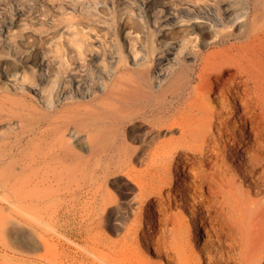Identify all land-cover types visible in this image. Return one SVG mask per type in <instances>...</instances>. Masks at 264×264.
Wrapping results in <instances>:
<instances>
[{
	"label": "rangeland",
	"instance_id": "rangeland-1",
	"mask_svg": "<svg viewBox=\"0 0 264 264\" xmlns=\"http://www.w3.org/2000/svg\"><path fill=\"white\" fill-rule=\"evenodd\" d=\"M216 3L221 4L225 16L233 20L228 22L227 27L216 28L213 25L210 29L212 22L207 16ZM241 3L240 0H0V220L4 218L3 215L8 218L6 227L0 229V264H59L61 260V264H177L166 260L160 246L151 248L140 235L136 236L133 231L128 233L126 227L132 214L121 213L115 205L109 212L100 210L90 216H53L50 210L68 199L53 195L43 201L46 213L26 215L3 197L9 195L7 191L11 194L16 173L22 181L26 175H30V178L37 175V179L32 176L35 182H40L42 175L57 173L56 169H52L53 165L48 166L43 162H33L34 165L26 171L13 165L15 159L32 161L33 158L48 157L54 136L53 123L65 121L68 126L71 124L69 127L73 131L67 135L73 139L70 147H73L72 151L75 150L73 156L78 155L77 161L86 165L97 158L105 161V156L116 151L113 144L115 121H111L106 111L107 103L103 100L104 107L102 104L99 107L104 108L99 116L102 126L95 130L99 122L95 121L94 107L90 106L100 100V95H105L102 88L115 85L132 88L147 85L157 87L158 84L161 87L173 86L177 74L183 82L189 74L190 65L196 66L195 56L200 57L239 40L238 32L242 26L239 23L242 19L236 17L243 11L244 4ZM174 8H196L200 16L206 17L188 16L184 24L169 20L167 23L166 15L171 17ZM156 11H160V17L154 20ZM260 22L264 23V18ZM214 29L223 31L220 42L218 36L212 35ZM164 39L168 40V46L160 44ZM175 44H178L177 49L173 48ZM170 48H173L172 54L179 52L186 57L173 68H169L163 59ZM23 68L27 72L26 80L17 79L19 82L13 83L10 79H16V73L23 72ZM147 73L151 76L149 81L146 79ZM34 83L38 84L41 95L31 90ZM42 88L45 90L41 91ZM69 89L72 92H68ZM46 96L56 99L54 107L46 105ZM157 101L163 100L159 98ZM157 101L125 106V141L122 147H139L143 145V140L148 145L153 140L178 135L176 129L160 125L158 115L141 117V111ZM52 119L53 123L50 122ZM72 123L76 126H72ZM73 128L78 130L79 135ZM17 138L20 141L15 144ZM239 152L243 157L244 153ZM141 162L134 161L133 165L140 169L143 167ZM227 162L234 168L238 163L232 155H229ZM254 167L256 171H261L259 162L255 161ZM82 176L83 173L74 172L69 178L77 181ZM102 176L103 173L100 174ZM239 178L238 181H242ZM104 181L107 194L117 202L132 201L135 187L125 169L111 167ZM44 183L41 182L39 186L48 185ZM263 183L264 175L258 180L259 187L253 188L254 199L264 200ZM80 202L87 205L88 199L82 196ZM182 215L187 218L188 214L183 212ZM166 225L169 227L170 223ZM161 226L155 222L154 240L160 244L168 243L169 234L166 232V235ZM41 235L45 240L40 238ZM191 256L196 264H218L204 260L198 248Z\"/></svg>",
	"mask_w": 264,
	"mask_h": 264
},
{
	"label": "bare ground",
	"instance_id": "bare-ground-1",
	"mask_svg": "<svg viewBox=\"0 0 264 264\" xmlns=\"http://www.w3.org/2000/svg\"><path fill=\"white\" fill-rule=\"evenodd\" d=\"M240 1L244 6L242 13L236 17L242 19L239 23L242 25L238 32L239 40L200 57L195 56L196 66L189 64L190 71L183 82L177 74L173 86L161 87L158 84L157 87H103L105 95H100V100L97 101L93 98L95 102L90 106L94 107L95 121L99 122V116L102 115L100 113L103 111L100 110L104 108H99L101 104L104 107L107 103L106 111L116 126L113 141L116 151L105 156V161L97 158L87 165L77 161L78 155L73 156L75 150L72 151L73 147H70L73 139L67 135L73 131L69 127L71 124L68 126L63 120V123H53V119L49 120L53 123L50 125L54 136L48 157L33 158L32 161L15 159L13 165L26 171L34 165L33 162H43L48 166L53 165L52 169H56L57 173L51 174L52 176L48 173L46 176L42 175L40 182H35L32 178L37 175H31V178L30 175H24L22 181L21 176L15 172L17 177L13 181L15 184L10 188L11 194L7 191L9 195L5 194L3 200L16 205L26 215H41L47 212L43 205L44 200L53 195L68 197L50 210L53 216L61 217L68 214L90 216L100 210L109 212L112 205H115L121 213L132 214L126 227L128 233L133 231L136 236L140 235L151 248L160 246L166 260L177 264H196L191 253L198 248L207 262L264 264V200H257L252 196L253 188L259 187L258 180L264 175V23L260 22L264 18V9L260 8L264 7V0ZM210 11L207 16L212 22L209 24L210 29L213 25L216 28L227 27L228 22L233 20L225 16L221 4L216 3ZM159 13L160 11L154 13V20L160 17ZM199 14L200 11L196 8H174L171 17L166 15L165 21L184 24L188 16L206 17ZM222 32L221 29H214L212 35L218 36L220 42ZM160 44L168 46L169 42L164 39ZM173 48L177 49L178 44ZM173 48L163 57L169 68L186 59L179 52L172 54ZM21 70L23 72L16 73V79H10L13 83L22 78L26 80L27 72L24 71L25 68ZM6 77L9 78L8 75ZM149 77L150 73H147L148 81ZM34 85L30 87L31 90L41 95L38 84ZM44 90L42 88L41 91ZM68 92H72V89ZM49 96L44 98L45 103L54 107L56 99ZM67 97L71 98V95ZM159 98L163 101H157ZM103 100L105 104L101 102ZM154 100L157 102L150 103L141 111V117L158 115L160 125L176 129L178 135L153 140L148 145L143 140V145L139 147H122L125 141V106ZM102 123L105 125L103 121ZM97 125L100 126L101 123ZM72 126L76 125L72 123ZM99 126L93 128L98 130L102 125ZM73 129L77 133L78 130ZM68 130L69 132H66ZM98 136L96 135V138ZM15 141V144H18L20 140L17 138ZM239 150L244 153L243 157L240 156ZM229 155L238 161L235 168L227 162ZM239 158H244V161ZM138 160L143 162L140 169L133 165V162ZM255 161L261 165L260 172L254 167ZM116 166L125 169L132 178L135 193L130 201L133 203L117 202L103 187L106 172ZM74 172L83 173L82 178L77 181L70 180L69 176ZM239 177L242 181H238ZM41 182L48 185L41 187ZM82 196L88 199L87 205L81 204ZM72 201L75 203L71 204ZM183 212L188 214L187 218L182 215ZM3 217L0 220V229L8 223V218L4 215ZM155 222L161 224L163 232L169 234L168 241L166 238L168 243L160 244L154 240ZM169 223L170 226L167 227L166 224ZM40 238L45 240L43 235ZM5 244L7 245V242ZM55 260L57 261V258ZM59 262L62 263V260Z\"/></svg>",
	"mask_w": 264,
	"mask_h": 264
}]
</instances>
